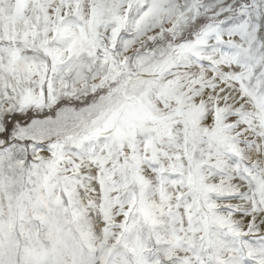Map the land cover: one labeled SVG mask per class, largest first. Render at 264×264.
Wrapping results in <instances>:
<instances>
[{
  "label": "snow or ice",
  "instance_id": "6c2138e0",
  "mask_svg": "<svg viewBox=\"0 0 264 264\" xmlns=\"http://www.w3.org/2000/svg\"><path fill=\"white\" fill-rule=\"evenodd\" d=\"M0 264H264V0H0Z\"/></svg>",
  "mask_w": 264,
  "mask_h": 264
}]
</instances>
